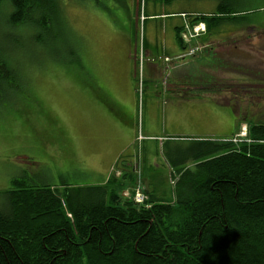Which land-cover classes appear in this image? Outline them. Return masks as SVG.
<instances>
[{
    "label": "rangeland",
    "instance_id": "1",
    "mask_svg": "<svg viewBox=\"0 0 264 264\" xmlns=\"http://www.w3.org/2000/svg\"><path fill=\"white\" fill-rule=\"evenodd\" d=\"M73 1L65 5L64 14L50 29L52 33L44 36L46 49L22 42L21 49L12 52L29 81L25 86L28 99L11 112L0 105L2 211L6 208L3 193L17 177L34 186L93 187L101 185L108 166L116 164L136 166L134 190L120 192L122 199L128 200L137 189L147 201L149 194L174 199L177 174L171 171L181 167L193 170L195 163L189 159L183 166L169 167L168 161L176 154L188 157L187 151L199 142L237 145L246 138L248 123L264 122V23L213 41L205 53L208 46L199 43L205 29L195 35L194 28L202 24L191 23L189 16L213 12V0H173L168 4L165 0H84L86 4L80 5ZM243 3L262 9L259 14L264 19V0ZM179 12H186L180 15L187 19L186 28L182 25L180 31L183 52L200 50L181 61H174L177 56L169 58L171 61L163 58V71L153 74L156 78L152 80L144 70L146 43L160 47L159 56L164 55L162 44L169 52ZM236 68L240 71L235 72ZM204 75L247 85L250 91L224 97L207 93L209 85L200 81ZM177 94L183 95L181 99ZM120 101L134 106L133 119L121 108L134 129L131 154L122 148L117 116L107 113V119L98 118L105 112L106 102L116 108L113 102ZM229 111L235 115L236 134L220 138L213 130L216 124L229 127ZM118 150L121 154L116 156ZM153 174L159 188L146 190L138 180L147 176L156 185ZM137 205L147 207L146 200Z\"/></svg>",
    "mask_w": 264,
    "mask_h": 264
},
{
    "label": "trees",
    "instance_id": "2",
    "mask_svg": "<svg viewBox=\"0 0 264 264\" xmlns=\"http://www.w3.org/2000/svg\"><path fill=\"white\" fill-rule=\"evenodd\" d=\"M68 1L0 0V105L7 112L28 99L29 81L12 52L22 42L46 49L44 36L52 33ZM213 1V12L189 16L204 26L199 43L208 46L205 53L213 41L264 23L263 10L244 6L245 0ZM180 31L176 38L182 44ZM200 81L210 94L250 91L212 76ZM246 135L237 145L199 142L188 157L176 154L169 167L190 159L193 170L173 171L174 199L148 196V208L132 199L136 166L116 164L118 176L113 171L93 187L13 179L3 193L6 208L0 207V264H264V122L248 123ZM126 189H132L128 200L119 196Z\"/></svg>",
    "mask_w": 264,
    "mask_h": 264
},
{
    "label": "crops",
    "instance_id": "3",
    "mask_svg": "<svg viewBox=\"0 0 264 264\" xmlns=\"http://www.w3.org/2000/svg\"><path fill=\"white\" fill-rule=\"evenodd\" d=\"M150 18H152V17H150ZM183 23H184L183 18L180 17V16H177V22H176V24L174 25V28H173L174 29V35H173L174 43L172 44V48L170 49L169 52L166 51V48H167L166 44L165 45L162 44L161 48H162V53L164 54L163 56H159L160 55L159 52L161 51L160 47H155L151 43H148V44L146 43L147 49L145 48L144 54H145V57H146L145 59H146L147 63H145L144 70L146 71L145 72V74H147L146 76L151 77L152 80L156 78V77H153V74H155V73L158 74L159 72L163 71L162 70L163 64L161 63L163 58L168 57V58L172 59V58L182 54L181 52H182L183 45L181 43H179V41L177 40L176 36H177V29H180L182 27ZM128 66L130 67V71H131V69L133 68L132 63L130 62V64ZM175 67H177V66H175ZM98 91H100V90H98ZM107 92L111 93V90L108 89ZM192 93L193 92H190V94H192ZM175 96H177L179 99H181V97L183 95L181 96V95L177 94ZM187 96L189 97L190 95L187 94ZM191 96H193V95H191ZM203 96L207 97L206 95H203ZM221 97H224V95L221 96ZM113 103L116 105V108H112L111 107V103L110 102H106L105 103L106 107L104 109L105 112L100 113L98 118L100 120L107 119L106 118V114L107 113L110 114L111 116H112V114L117 116L118 120L120 121V123H119L120 127H119V130H118L119 138L122 141V144H123L122 148L124 149V153H127V152L130 151L131 145L134 142L135 134L133 133L134 129H133L132 125H131L132 124L131 120H128V119L124 118V116H122L121 108L123 109V111H125L127 117H130V119L131 118L133 119L134 106L130 105L129 101H120L119 103L118 102H113ZM178 103H181V101H179ZM121 104L124 105V106H122ZM228 107H229V105H228ZM229 112H230L231 118H232L229 127L225 128L223 125L216 124L215 125L216 129L213 130L214 131L213 133L216 134V136H219L220 138H225V136L231 137V136H234L236 134V123L237 122H236V119H235V115H233L231 111H229ZM102 114H105V116H103ZM118 133H117V135H118ZM120 151H122V150H120ZM120 154L121 153H119V150L115 152L116 156H119ZM129 154H131V153L129 152ZM127 162L130 163V161H127ZM129 165L133 166V164H129ZM155 167H156V169L158 168L157 166H155ZM112 172H113V167L112 166H110V167L108 166V169L106 170L105 174L102 176V178L99 181V183L100 184L101 183L102 184L105 183ZM171 172H173V171H171ZM153 175L155 176V179L152 178V182H154L156 185H153V183H151L149 181L147 176H146L145 179H142V177H141L138 180V182L141 184V186L143 188H146V190L147 189L159 188L158 187L159 185L157 184L158 181H157V178H156V174H153ZM117 176H118V173H117ZM149 196L153 200H158L157 198H153V196H151L150 194H149Z\"/></svg>",
    "mask_w": 264,
    "mask_h": 264
},
{
    "label": "built area",
    "instance_id": "4",
    "mask_svg": "<svg viewBox=\"0 0 264 264\" xmlns=\"http://www.w3.org/2000/svg\"><path fill=\"white\" fill-rule=\"evenodd\" d=\"M182 17L184 18V16H182ZM185 23H186V22L183 23V28H184V29H185L186 26H187V25H185ZM203 32H204V26H202V25H200V26H198V27H195L194 30H193V33H194L195 35H197L198 33H203ZM181 39H182V37H181ZM199 50H200V48H192V49H189L188 53H184V52H185V51H184L182 54L178 55L174 61H176V60L181 61V60H184L185 58L192 57V56H194ZM164 61H171V60L168 59V58H164ZM135 191H136V190H135ZM133 194H134V201H135V203H137V204H141L142 202H144V200H146V197H145L144 195H142V194L139 192L138 189H137L136 193L133 192ZM138 200H139V201H138Z\"/></svg>",
    "mask_w": 264,
    "mask_h": 264
},
{
    "label": "bare ground",
    "instance_id": "5",
    "mask_svg": "<svg viewBox=\"0 0 264 264\" xmlns=\"http://www.w3.org/2000/svg\"><path fill=\"white\" fill-rule=\"evenodd\" d=\"M181 16V15H180ZM132 199H133V202L135 203V201H134V194L132 195ZM145 201V200H144ZM143 203V202H142ZM141 203V204H142ZM136 205H137V203H135ZM146 205H147V199H146ZM147 207H149V205H147Z\"/></svg>",
    "mask_w": 264,
    "mask_h": 264
}]
</instances>
